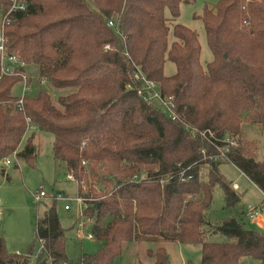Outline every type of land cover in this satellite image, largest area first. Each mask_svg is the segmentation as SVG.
Returning a JSON list of instances; mask_svg holds the SVG:
<instances>
[{
	"label": "trees",
	"instance_id": "16d2710c",
	"mask_svg": "<svg viewBox=\"0 0 264 264\" xmlns=\"http://www.w3.org/2000/svg\"><path fill=\"white\" fill-rule=\"evenodd\" d=\"M190 1L27 0L26 10L9 15L5 54L21 65L0 75V163L32 165L35 131L53 135V158L77 183L81 217L101 242L77 264H113L133 242L153 245L146 249L152 264H166L165 242L198 245L199 264H241L245 257L264 264V231L232 217L210 227L227 242L207 240L202 230L210 226L204 211L215 186L226 208L239 200L220 163L233 164L264 194V161L242 133V124L264 127V0H220L204 9L212 54L205 67L196 32L175 24L168 43L165 11L176 19ZM9 7L10 0H0V19ZM166 60L175 66L170 76L163 74ZM28 65L60 92L56 102L40 91L18 104L11 90ZM135 72L172 96L178 120L142 99L145 84ZM185 125L216 139L192 135ZM227 137L237 145L222 155ZM34 234L41 247L35 264L68 263L54 204L36 219ZM0 264H27L6 251L1 236Z\"/></svg>",
	"mask_w": 264,
	"mask_h": 264
},
{
	"label": "rangeland",
	"instance_id": "374dc122",
	"mask_svg": "<svg viewBox=\"0 0 264 264\" xmlns=\"http://www.w3.org/2000/svg\"><path fill=\"white\" fill-rule=\"evenodd\" d=\"M220 0H191L181 3L179 16L174 19L165 11L167 25L170 27L168 43L173 39L171 29L175 24H181L196 32L200 45V64L205 67L211 61L212 54L206 43L201 16L205 8L211 9ZM24 73L30 78L28 97H33L38 92L50 94L56 102L60 92L53 89L46 80L40 81L38 69L33 65L25 66ZM175 72L172 62L166 60L163 65V74L170 76ZM28 78V80H29ZM23 81L17 82L11 92L19 97L22 94ZM30 132V131H29ZM26 133L28 137L30 133ZM242 133L245 140L256 143V157L264 161V127L242 124ZM25 139V138H24ZM53 135L49 132L35 131L33 142L36 145V157L30 165L24 160L10 158L11 163H0V171L5 170V175L0 174V236L3 237L6 251L26 257L27 264H35L41 253L39 241L34 234L35 222L50 204H54L61 227L64 229V249L67 262L77 264L82 254H94L101 246L97 239L86 237L90 232L87 222L84 227H79L78 221L82 219L80 212L83 205L77 200L78 186L74 180L67 178V171L63 164L53 158ZM26 142V139L22 142ZM4 161V160H3ZM204 173L206 172L203 169ZM219 172L226 181L236 184L239 200L235 207H225V195L215 186L209 207L204 211L206 220L216 225L222 219L232 217L239 220L247 229L264 231V226L247 219L244 214L249 208L259 207L264 217V197L261 191L243 175L233 164L222 162ZM7 175V177H6ZM43 191L46 196L37 200L36 193ZM56 196L66 197L68 200L55 199ZM65 205L70 209L66 210ZM202 227L204 237L215 242H227L229 239L220 233H214L210 227ZM124 245L121 257L114 260L113 264H152L154 258L146 255V249L153 247L151 243L135 242ZM166 264H199L200 247L198 245L165 242ZM241 264H259L257 259L245 257Z\"/></svg>",
	"mask_w": 264,
	"mask_h": 264
},
{
	"label": "built area",
	"instance_id": "2783aa9c",
	"mask_svg": "<svg viewBox=\"0 0 264 264\" xmlns=\"http://www.w3.org/2000/svg\"><path fill=\"white\" fill-rule=\"evenodd\" d=\"M250 1V0H247ZM27 7V0H10V7L7 10V12L1 17L0 19V63H1V74L0 75H11L15 72V66L21 65V63L18 62L17 58L14 55H7L5 54V36H4V28L6 25L10 23V17L9 15L12 12H20L26 10ZM109 25L112 24L111 21L108 22ZM109 46L105 45L104 49H108ZM22 78H23V88H22V94L18 99V104L21 105L22 102V97L25 95V92L28 90L27 84H26V75L22 73ZM134 78L139 80L142 79L144 81L145 87L144 91H139V95L142 97V99L154 104L158 108H160L164 114L171 118L172 120H178V115L175 112V105L172 99V96H166L161 94L159 90V86L157 83L153 81L146 80L143 75H140L139 72L134 73ZM185 129L188 130L192 135L195 134H200L203 137L212 136L214 139H216L212 132L208 129L205 130H198L197 128H189V126L185 125ZM222 146L219 148L220 153L223 155L225 152H227L231 147H234L237 145L236 140L231 139V138H225L222 140ZM200 151L202 152L203 156H205V151L204 148H200ZM5 164H10V158H7L3 161ZM67 178L72 180V177L70 175H67ZM167 178H161L160 183L162 184L165 182ZM233 190H237L238 187L236 184L231 185ZM46 194L43 191H39L36 193L35 198L39 200L42 197H45ZM55 199H62L64 201H67L68 199L66 197H61V196H56ZM77 200L83 205L82 199L78 196ZM64 208L66 210L70 209L69 205H65ZM83 209V208H82ZM80 212V217H81ZM260 214V208L259 207H254V208H249L246 212L245 215L248 220H256L259 217ZM79 227H84L86 224V221L84 219H80L78 221ZM86 237L93 239L92 235L90 232L86 233ZM65 264H70V263H65Z\"/></svg>",
	"mask_w": 264,
	"mask_h": 264
},
{
	"label": "crops",
	"instance_id": "0c3cea01",
	"mask_svg": "<svg viewBox=\"0 0 264 264\" xmlns=\"http://www.w3.org/2000/svg\"><path fill=\"white\" fill-rule=\"evenodd\" d=\"M238 190V189H237ZM262 197H264V194H262ZM261 208H264V207H262L261 206ZM245 214V213H244ZM205 220H206V218H205ZM250 221H252V222H254V223H258L259 225H261V226H264V217H262V215H261V213L259 214V217L256 219V220H250ZM211 224V223H210ZM212 226H213V224H211ZM245 228V227H244ZM253 230V229H252Z\"/></svg>",
	"mask_w": 264,
	"mask_h": 264
}]
</instances>
